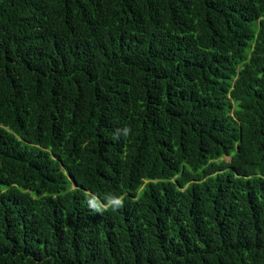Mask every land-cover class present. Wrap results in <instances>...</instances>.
I'll use <instances>...</instances> for the list:
<instances>
[{"label":"trees","instance_id":"16d2710c","mask_svg":"<svg viewBox=\"0 0 264 264\" xmlns=\"http://www.w3.org/2000/svg\"><path fill=\"white\" fill-rule=\"evenodd\" d=\"M0 264H264V0H0Z\"/></svg>","mask_w":264,"mask_h":264},{"label":"clouds","instance_id":"9594fccd","mask_svg":"<svg viewBox=\"0 0 264 264\" xmlns=\"http://www.w3.org/2000/svg\"><path fill=\"white\" fill-rule=\"evenodd\" d=\"M127 131H128V130H127V129H125V132H126V133H127ZM116 203H117V204H119V201H116ZM91 206H92L93 208H96V205H95L94 203H93V204H91Z\"/></svg>","mask_w":264,"mask_h":264},{"label":"rangeland","instance_id":"374dc122","mask_svg":"<svg viewBox=\"0 0 264 264\" xmlns=\"http://www.w3.org/2000/svg\"><path fill=\"white\" fill-rule=\"evenodd\" d=\"M229 157H227V159H228ZM73 185L75 186L76 184L75 183H73Z\"/></svg>","mask_w":264,"mask_h":264}]
</instances>
